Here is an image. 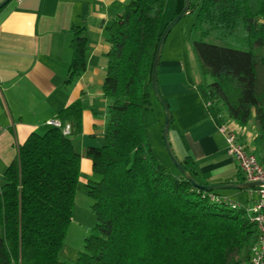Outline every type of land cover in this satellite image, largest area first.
<instances>
[{
	"label": "trees",
	"instance_id": "16d2710c",
	"mask_svg": "<svg viewBox=\"0 0 264 264\" xmlns=\"http://www.w3.org/2000/svg\"><path fill=\"white\" fill-rule=\"evenodd\" d=\"M164 3L130 0L105 27L109 49L101 90L111 101L104 108L103 144L85 148L99 178L87 180L96 223L82 251L71 262L59 257L81 156L70 136L44 124L17 145L3 173L0 264H247L257 234L245 209L170 172L145 139L156 121L150 76L167 24L161 25ZM184 3L176 0L173 16ZM189 9L196 12L192 29L220 41H192L211 79L199 87L202 99L239 126L254 121L255 140L264 147V0H189ZM70 31L67 84L85 70L87 50L83 27ZM81 110L75 100L55 118L70 122L76 135ZM179 161L199 184H208L189 156Z\"/></svg>",
	"mask_w": 264,
	"mask_h": 264
},
{
	"label": "crops",
	"instance_id": "0c3cea01",
	"mask_svg": "<svg viewBox=\"0 0 264 264\" xmlns=\"http://www.w3.org/2000/svg\"><path fill=\"white\" fill-rule=\"evenodd\" d=\"M129 1L10 0L1 9L0 184L17 145L75 100L80 101L82 110L80 133L70 135L74 144L81 147L86 140L98 142L89 146L103 144L107 122L104 108L111 101L101 90L107 65L105 53L109 49L105 27ZM169 1L174 2L175 9L176 0ZM165 23L161 21V25ZM71 26L83 27L82 34L87 38L86 66L67 84L72 55ZM167 37L160 54L157 82L171 109L169 127L180 160L189 156L208 184L244 182L218 125L224 124L234 132L237 140L264 163V147L255 140V122L239 126L224 113H218L216 105L211 102L207 105L197 86L188 85L181 78L186 68L178 56V47L173 48L176 35L165 54ZM217 192L244 209L255 200L252 188H224ZM244 196L245 201H239Z\"/></svg>",
	"mask_w": 264,
	"mask_h": 264
},
{
	"label": "rangeland",
	"instance_id": "374dc122",
	"mask_svg": "<svg viewBox=\"0 0 264 264\" xmlns=\"http://www.w3.org/2000/svg\"><path fill=\"white\" fill-rule=\"evenodd\" d=\"M173 13L174 2L166 0L164 6V14L161 15L162 23L169 22L173 17ZM195 13L196 12H189L185 14L172 27L165 43V54L172 36L176 35V42L173 48L177 49L178 47V56L183 60L186 68L185 73L182 74L181 78L186 80L188 85L190 83H193L199 89L201 85H204L210 81V77L203 74L199 59L193 48L192 41L202 40L216 44L220 43V41L215 39L213 36H208L206 38L201 37L197 30L192 29V23L195 20ZM150 97L154 108L156 121L145 129L146 142L150 146L152 152L159 160V162L170 172L176 173L177 169L172 163L168 153L166 152L162 136L165 118L164 108L154 94H151ZM167 136L174 155L178 160H180V152L178 150L177 143L173 138L172 127H168ZM97 144L98 142L96 141L89 142L86 140L84 142V146L82 144L81 147L75 145V148L81 156V170L79 175L78 188L74 199L71 221L67 228L63 244L59 252V257L63 261L71 262L75 260L78 253L83 249L82 245L84 238L90 233V230L96 223L95 215L91 209L92 199L89 197L87 192V180H97L99 178V175L94 174L90 170L91 162L85 154V148L89 145ZM241 191L244 192L243 190ZM245 197L246 196L239 198V201H245Z\"/></svg>",
	"mask_w": 264,
	"mask_h": 264
},
{
	"label": "built area",
	"instance_id": "2783aa9c",
	"mask_svg": "<svg viewBox=\"0 0 264 264\" xmlns=\"http://www.w3.org/2000/svg\"><path fill=\"white\" fill-rule=\"evenodd\" d=\"M206 104L209 105L210 102H206ZM45 124L58 127L65 136L71 135L72 127L70 122H61L57 118H51L46 120ZM218 130L223 134L227 150L233 156L244 182H261V184L252 187L255 193V200L250 207L245 208V211L248 220L255 225L257 234L255 242L250 247L247 264H264V163H261L254 153L248 151L237 140L235 133L224 124L218 125ZM213 199H222L227 201L231 207H238L236 203L223 196H214Z\"/></svg>",
	"mask_w": 264,
	"mask_h": 264
},
{
	"label": "water",
	"instance_id": "95a60500",
	"mask_svg": "<svg viewBox=\"0 0 264 264\" xmlns=\"http://www.w3.org/2000/svg\"><path fill=\"white\" fill-rule=\"evenodd\" d=\"M10 0H0V8L3 7L5 4H7ZM190 12L189 9V0H185L183 8L180 10L179 13H177L175 16L171 18L169 22L165 25L163 28L159 41L157 43L154 57H153V63L151 67V87L152 92L156 96V98L159 100V102L162 104L165 112V118H164V125H163V141L165 144L166 152L168 153L172 163L176 167V169L194 186L204 189V190H218V189H224V188H238V189H248L255 187L259 184H261L260 181H250V182H239V183H212V184H199L181 165L180 161L176 158L174 155L170 143L168 141L167 131L170 124L171 119V111L169 109V106L164 99L163 95L161 94L157 82V69H158V63L160 59L161 50L164 44V41L167 37L168 32L172 29V27L187 13Z\"/></svg>",
	"mask_w": 264,
	"mask_h": 264
}]
</instances>
